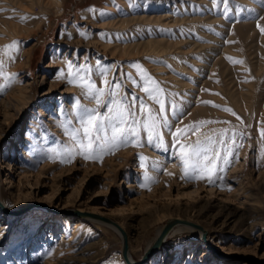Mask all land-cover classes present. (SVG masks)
I'll return each mask as SVG.
<instances>
[{"label": "rangeland", "instance_id": "rangeland-1", "mask_svg": "<svg viewBox=\"0 0 264 264\" xmlns=\"http://www.w3.org/2000/svg\"><path fill=\"white\" fill-rule=\"evenodd\" d=\"M261 27L264 0H0V191L9 209L0 206V264H128L121 234L66 211L100 213L93 207L127 228L134 261L172 218L200 232L167 239L173 226L142 264H264ZM117 81L138 115L141 99L159 110L144 89H163L169 127L159 146L141 126L139 144L86 157L83 138L66 131L79 127L68 123L74 98L96 107L81 85ZM198 140L209 156L224 141L212 183L189 178L196 157L180 159L181 146L190 152ZM32 202L52 209L11 212Z\"/></svg>", "mask_w": 264, "mask_h": 264}, {"label": "snow or ice", "instance_id": "snow-or-ice-1", "mask_svg": "<svg viewBox=\"0 0 264 264\" xmlns=\"http://www.w3.org/2000/svg\"><path fill=\"white\" fill-rule=\"evenodd\" d=\"M222 2H227V0H222ZM103 15V13H101ZM21 19L26 20L27 17H22ZM258 27H260L258 25ZM264 32V27L260 29ZM19 42L14 41L13 45L5 46V48H10L13 46L18 47ZM133 67H141L138 63H134ZM5 65L2 59H0V75H3V69ZM108 68L103 65L97 66V72L101 76H106ZM14 76L18 74H12ZM107 83V81H106ZM85 88V95L91 99H95L96 107H88L79 103V98H74L76 104L75 111V121L69 120V125L78 124L79 127L71 126L66 131L70 135H75L78 138H83L84 143L81 145V150L83 154L88 157L90 152L100 158L103 154H110L111 151L118 147L128 146L129 144H139L140 143V132L139 129L143 126L144 130L147 132V141L149 144H157L163 140L161 134V128L169 127L168 117L165 115V100L163 98V89H160V95H154L149 88H145L144 91L149 93L150 98L159 105V110L150 108L146 102L140 100V114H137L135 109L136 97L133 95L131 101L125 100L123 97H119L117 89L121 87L120 83L117 81L112 84L108 89L94 87L93 83L88 85H81ZM3 87L0 86V91ZM105 104L108 105L105 112L101 113L100 108ZM172 113L175 114L177 106L174 102L169 104ZM143 117V120H142ZM264 131V130H262ZM183 129L177 128L174 135V140L176 143L180 142V135ZM235 136H233V139ZM217 145L215 155L209 156L208 153L212 152L210 147H201V142L198 140L195 145H188L191 151H186L185 146H181L180 149V159L188 164L191 157H196L198 163L195 166L194 174L189 176L192 179L207 178L209 183L214 182L213 176L221 171L218 166L217 161L220 157L219 145L224 143L223 140L214 141ZM235 147V145H234ZM239 147H242L240 145ZM228 149L225 152V158L228 163H230V157ZM71 159V157H69ZM207 169L209 175L205 177L201 173ZM155 182V181H154Z\"/></svg>", "mask_w": 264, "mask_h": 264}, {"label": "water", "instance_id": "water-1", "mask_svg": "<svg viewBox=\"0 0 264 264\" xmlns=\"http://www.w3.org/2000/svg\"><path fill=\"white\" fill-rule=\"evenodd\" d=\"M0 206L9 210L5 204L3 203V201L0 199ZM36 206H44V207H48L43 203L40 202H32L30 204H28L27 206L24 207V209H28V208H32V207H36ZM49 208V207H48ZM50 209V208H49ZM52 209V208H51ZM50 209V210H51ZM13 212L16 213H20L21 210L19 209H13L11 210ZM67 212H77L78 214L85 216V217H89V218H97L101 221L107 222V223H111L114 224L115 226H117V228L119 229V232L122 236L123 239V256L126 260V262L128 264H142L143 262H145L147 259H149V257L159 248V246L161 245V243L164 241L165 236L167 235V233L170 231V229L177 223V222H183V223H189L187 220H183V219H177V218H172L170 220H168L165 224V227L163 228L162 232L160 233V235L158 236V238L155 240V242L153 243V245L144 253V255L138 260V261H134L130 258V254H129V244H128V235L126 230L113 218L106 216V215H102L100 213H95V212H88V211H78V210H72V209H68L66 210ZM197 226L201 227L199 224H197Z\"/></svg>", "mask_w": 264, "mask_h": 264}, {"label": "bare ground", "instance_id": "bare-ground-1", "mask_svg": "<svg viewBox=\"0 0 264 264\" xmlns=\"http://www.w3.org/2000/svg\"><path fill=\"white\" fill-rule=\"evenodd\" d=\"M58 2L61 4L62 3V0H58ZM10 77V76H9ZM50 118V117H49ZM0 168L2 169V168H4L5 167V165L3 164V163H0ZM139 168V167H138ZM1 169H0V172H2L1 171ZM141 171V170H140ZM5 182H8V179L6 178V180H5ZM2 196V192L0 191V199L2 200L3 198L1 197ZM3 201V200H2ZM5 202V201H4ZM3 202V203H4ZM5 204V203H4ZM6 206V205H5ZM27 206V205H26ZM7 207V206H6ZM15 209H20L21 210V212L20 213H16V212H13V211H11V212H13V213H15V214H21V213H23L25 210H27L26 208L24 209V206L23 207H21V208H15ZM29 209V208H28ZM7 210V209H6ZM91 210H95V211H98V212H100V213H104L103 211H101V210H98V209H96V208H92ZM89 212V211H88ZM9 214H5V217H7ZM80 215V214H79ZM80 216H82V215H80ZM9 217V216H8ZM85 217V216H84ZM89 218V217H88ZM93 219H96V220H99V219H97V218H93ZM101 221V220H100ZM102 222H104V221H102ZM106 223V225L108 226V227H110L111 229H113V230H115L117 233H119L120 234V232H119V229L117 228V226H115L114 224H111V223H107V222H105ZM120 224H121V226L125 229V227H124V225L121 223V222H119ZM177 224V223H176ZM162 228H163V225L162 226H160V227H158L157 228V230H156V233H155V235H154V237L148 242V244H147V247L148 246H150L151 244H152V242L154 241V239L158 236V234L160 233V231L162 230ZM127 229V228H126ZM125 229V230H126ZM184 231H186V232H191L193 235H195V236H199L200 235V232L198 231V230H196L195 228H193L192 226H186V225H181V224H179V225H176V226H174L173 228H172V230L169 232V234H168V236L166 237L167 239L170 237V236H172V235H176V234H178L179 232H184ZM126 232H127V230H126ZM1 233V232H0ZM4 235V234H3ZM127 235L129 236V233L127 232ZM71 237V236H70ZM69 237V238H70ZM65 238V237H64ZM66 239V238H65ZM69 240H72V237L69 239ZM67 241V240H66ZM128 244H129V238H128ZM153 245V244H152ZM151 245V246H152ZM129 248V247H128ZM150 248V247H149ZM157 251V250H156ZM155 251V252H156ZM205 251H206V254H211V253H213V251H211L208 247L205 249ZM154 252V253H155ZM122 253H123V244H122ZM153 253V254H154ZM153 260V258L151 259V261Z\"/></svg>", "mask_w": 264, "mask_h": 264}]
</instances>
